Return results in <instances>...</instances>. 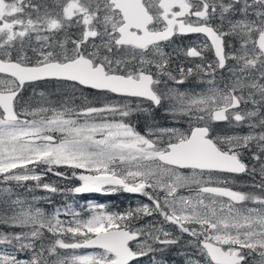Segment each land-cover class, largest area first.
<instances>
[{
	"label": "snow or ice",
	"instance_id": "1",
	"mask_svg": "<svg viewBox=\"0 0 264 264\" xmlns=\"http://www.w3.org/2000/svg\"><path fill=\"white\" fill-rule=\"evenodd\" d=\"M20 188L141 199L49 213ZM0 246V264H264V0H0Z\"/></svg>",
	"mask_w": 264,
	"mask_h": 264
},
{
	"label": "trees",
	"instance_id": "2",
	"mask_svg": "<svg viewBox=\"0 0 264 264\" xmlns=\"http://www.w3.org/2000/svg\"><path fill=\"white\" fill-rule=\"evenodd\" d=\"M139 123L138 122V129H139ZM57 182L61 184V186H65L67 183L65 181L57 179ZM72 183H76V181H72ZM26 197H30L33 195H41L43 194V190L36 189L33 193H28L26 190H23ZM98 203H105L109 206L112 210H124L127 206L131 204V200L127 197L126 193L114 194V195H103L101 197L96 198ZM87 200V197L85 196H72V195H65L63 193H57L53 194L51 198V202H44L43 200L40 201L41 207H47L49 209V212H53L56 207L63 208L66 204H73V206L76 208V210H80L82 206L85 205V201ZM133 205V204H131ZM61 219H66L63 215L61 216ZM2 247V246H0ZM182 256H180L176 251H172L167 254V260L169 261V264H182Z\"/></svg>",
	"mask_w": 264,
	"mask_h": 264
},
{
	"label": "rangeland",
	"instance_id": "3",
	"mask_svg": "<svg viewBox=\"0 0 264 264\" xmlns=\"http://www.w3.org/2000/svg\"><path fill=\"white\" fill-rule=\"evenodd\" d=\"M187 87H188V85H185V88H187ZM154 112H155L156 120H157L158 123H159L158 120L161 119L164 122L163 125H166V126H178V125H176L175 121L172 120L171 117H165V115H164V113H163L162 110H154ZM139 122H140L139 123V129L140 130H143L144 129V121H143V118H141ZM57 179L58 178L55 177V180L56 181H57ZM246 181H247V178H245V179H243L242 177L239 178V182L241 184H244ZM20 189H18V191L21 193L22 198H25V199H28V200H31L32 199V196L26 197L24 191L23 190H20ZM118 194H121V193H118ZM52 195L53 194H49V193H47L45 191L41 195H38V196L37 195H34L36 197H43L44 198V199H40L39 201H37L36 202V206L42 208L40 201L43 200L44 202H48L49 201L48 198L50 197V199H51L52 198ZM127 195L129 196V199L131 200V204H133V206L135 205V203L139 199H141L140 197L135 196L133 194H128L127 193ZM80 196L87 197V200L85 201V205H86L87 202H89V201L98 202L96 198L101 197L103 195L97 194V193H87V194H82ZM42 209H44L45 211L49 212V209L47 207H44ZM181 258L183 259V257H181ZM143 264H147V258H144Z\"/></svg>",
	"mask_w": 264,
	"mask_h": 264
},
{
	"label": "flooded vegetation",
	"instance_id": "4",
	"mask_svg": "<svg viewBox=\"0 0 264 264\" xmlns=\"http://www.w3.org/2000/svg\"><path fill=\"white\" fill-rule=\"evenodd\" d=\"M201 39H203L202 37H197V36H195V35H191V36H188V37H185V38H183V39H178L177 40V44L178 45H184V44H190V43H192V42H194V41H197V40H201ZM159 121V123L161 124V125H163V121L161 120V119H159L158 120ZM243 179H245L246 177H243V176H241ZM48 179L49 180H55V177H53V176H49L48 177ZM65 183H67L66 181H65ZM20 190H25V189H23V188H21ZM127 194V193H126ZM120 195V194H119ZM127 197L129 198V196L127 195Z\"/></svg>",
	"mask_w": 264,
	"mask_h": 264
}]
</instances>
